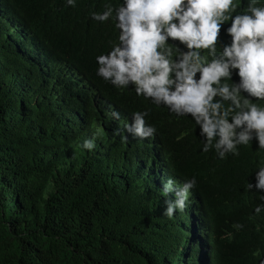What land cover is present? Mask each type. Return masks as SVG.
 Returning a JSON list of instances; mask_svg holds the SVG:
<instances>
[{"label": "trees", "instance_id": "obj_1", "mask_svg": "<svg viewBox=\"0 0 264 264\" xmlns=\"http://www.w3.org/2000/svg\"><path fill=\"white\" fill-rule=\"evenodd\" d=\"M122 4L0 0V264H196L201 244L203 264H254L252 254L264 252V192L247 184L257 183L264 149L253 140L220 159L203 150L190 116L97 75L96 57L119 43L120 30L115 11L103 23L91 13ZM106 109L119 118L106 120ZM145 111L156 131L140 138L125 126ZM89 139L91 151L82 147ZM193 177L203 221L192 219L189 199L169 218L165 202L176 196L165 184Z\"/></svg>", "mask_w": 264, "mask_h": 264}, {"label": "clouds", "instance_id": "obj_2", "mask_svg": "<svg viewBox=\"0 0 264 264\" xmlns=\"http://www.w3.org/2000/svg\"><path fill=\"white\" fill-rule=\"evenodd\" d=\"M240 2L123 0L115 9L106 5L103 13L91 16L103 23L115 11L119 43L107 55L96 57L97 75L116 88L134 86L137 96L163 105L177 116H190L205 139L203 150L214 148L220 159L227 154L238 156V146L253 140L258 149H264V106L253 102L264 101V6L249 0L244 10L235 14ZM68 4L74 7L75 0ZM228 21L225 31L231 41L218 53L221 30ZM236 70L238 82L233 81ZM87 87L96 94L93 85ZM108 112L119 118L118 112L106 109V120ZM147 115V111L134 113L133 123L127 121L125 129L140 138L152 136L156 129L146 124ZM82 147L91 151L94 141L85 140ZM152 164L149 160L147 171ZM155 168L158 172V163ZM256 180L247 188L264 192V167L256 173ZM195 184V177L179 188L175 181H167L164 191L175 194L176 199L165 202L166 216L172 218L177 209L183 211L189 199L192 219L203 221L200 202L192 191ZM260 210L259 206L255 209L257 213ZM190 233L183 247L190 245L194 231ZM197 250L195 262L203 264L204 246ZM254 260V264H264V252L253 253Z\"/></svg>", "mask_w": 264, "mask_h": 264}, {"label": "rangeland", "instance_id": "obj_3", "mask_svg": "<svg viewBox=\"0 0 264 264\" xmlns=\"http://www.w3.org/2000/svg\"><path fill=\"white\" fill-rule=\"evenodd\" d=\"M110 117H111V113L108 112V114H107V118H110ZM137 167H138V166H135L133 169L135 170V169H137ZM146 169H147V167L144 168V170L142 171V173H145Z\"/></svg>", "mask_w": 264, "mask_h": 264}]
</instances>
